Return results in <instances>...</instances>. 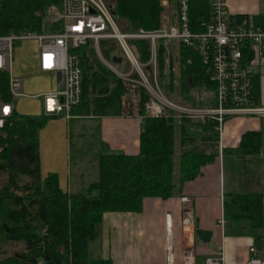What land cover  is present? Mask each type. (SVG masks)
Instances as JSON below:
<instances>
[{"label": "trees", "instance_id": "trees-1", "mask_svg": "<svg viewBox=\"0 0 264 264\" xmlns=\"http://www.w3.org/2000/svg\"><path fill=\"white\" fill-rule=\"evenodd\" d=\"M57 2L60 4L59 0H0V34L42 31L45 12ZM162 2L115 0L114 16L123 30L153 29L160 23ZM189 3L193 28L199 27L203 19H211L210 0ZM110 41L115 40H101V49L106 57L116 61L114 56L121 57L120 49L116 41V50L114 46L106 48ZM134 43L140 57L148 60L149 41L136 39ZM165 49L161 45L158 53L163 77ZM71 51L79 55L83 70L81 101L71 109L74 116L145 113L149 93L143 87L132 86L102 62L93 40L75 45ZM179 69L182 101L215 103L211 98L193 101V87H213L199 52L182 46ZM189 77L193 78V86L189 85ZM6 78V72H0L2 97L8 93ZM260 87L256 76L254 92L258 101ZM170 88H175L173 81ZM133 94L139 95L136 110ZM174 113L166 110L159 116L145 115L139 150L135 153L99 149L95 153L98 177L84 189L69 193L62 189L59 173L44 174L41 165L40 131L47 119L58 115L17 110L0 129V264H113L110 258L91 256L90 244L100 234L104 213L141 211L148 196H174L178 186L182 188L185 182L194 180L219 155L221 132L215 118L194 119ZM263 143V130H247L238 146L222 150L225 155L246 158L259 154ZM224 213L232 224L245 222L253 229L263 228V192L226 193ZM253 235L262 245L263 234Z\"/></svg>", "mask_w": 264, "mask_h": 264}, {"label": "built area", "instance_id": "built-area-1", "mask_svg": "<svg viewBox=\"0 0 264 264\" xmlns=\"http://www.w3.org/2000/svg\"><path fill=\"white\" fill-rule=\"evenodd\" d=\"M59 2V26L55 29L0 34V72L7 74L8 90L7 96L0 94V129L17 111V100L41 94L44 95L43 112L56 115L65 113L67 120L74 117L71 109L81 101L83 70L79 55L71 48L89 40L94 41L99 57L111 70L132 86L143 87L149 93L145 113H138L142 123L145 115L159 116L166 110H173L178 116L215 118L221 132L225 130L228 117L264 116V103L256 99L254 92L255 77L264 72V23L256 22L249 12H234L228 0H210L212 17L203 19L197 28L190 23L189 0H163L159 25L153 29L140 27L136 30L122 29L112 12L115 7L112 0ZM103 39L117 42L121 61H113L103 54L100 43ZM136 39L149 41L151 56L148 60L140 57L134 43ZM161 45L166 48V68L170 66L171 57L173 67L179 66L182 46L200 53L213 87L201 88L198 99L211 98L215 103L199 105L169 97L159 80L158 53ZM19 48L25 52L32 49L31 67L50 74L51 79L55 80L53 87L40 93L26 91L25 78L16 70ZM227 221L223 210L218 223L223 227ZM167 223L169 233L165 259L157 264L177 262L171 217ZM193 223V212L187 209L184 225L190 227ZM250 251L252 254L248 264H264V257L257 254L254 243ZM223 261L224 253L221 250L207 256L205 264H222ZM180 264H197L194 239L184 244Z\"/></svg>", "mask_w": 264, "mask_h": 264}, {"label": "crops", "instance_id": "crops-1", "mask_svg": "<svg viewBox=\"0 0 264 264\" xmlns=\"http://www.w3.org/2000/svg\"><path fill=\"white\" fill-rule=\"evenodd\" d=\"M248 1L250 0H228V4L237 13L249 12L252 16L261 11L264 13L263 7L258 11L255 6H249ZM34 73L38 77H44L35 68ZM258 77L261 86L259 101L264 103V72L258 74ZM92 119L100 120L97 124L101 138L100 148L128 153L139 150L142 122L137 112L101 115ZM247 130L264 131V116L234 115L228 118L219 141L220 152L217 158L204 166L194 180L185 182L182 188L178 186L174 196L166 199L148 196L143 201L141 211H106L100 234L90 244L91 256L110 258L113 264L163 262L169 233L167 221L171 217L177 250L176 264H180L181 250L191 239H194L197 248V264H205L207 256L221 250L224 253L222 264H248L252 254L250 246L253 243L257 247V254L264 257V242L262 245L256 242L254 232L249 229L248 224H232L228 220L222 227L218 223L224 210L226 193L259 191L264 194V143L259 154L246 158L225 155L222 150L223 147L238 146L242 134ZM62 132L66 134L62 135ZM62 132H57L56 129L47 131V135L40 140L43 150L41 165L44 174L58 172L62 189L71 193L84 189L89 182L77 177V173L72 170L68 124L66 131ZM52 135L55 137L49 142ZM57 138L60 141L65 138V147L61 152L55 148ZM187 209L193 212L194 223L190 227L184 225V213ZM258 233L263 234L264 239V229H260ZM260 245L261 249L258 248Z\"/></svg>", "mask_w": 264, "mask_h": 264}, {"label": "rangeland", "instance_id": "rangeland-1", "mask_svg": "<svg viewBox=\"0 0 264 264\" xmlns=\"http://www.w3.org/2000/svg\"><path fill=\"white\" fill-rule=\"evenodd\" d=\"M113 2L115 0H112ZM264 0H250L248 1L249 6H255L258 8V11H261L263 7ZM60 9L59 3L51 4L47 11L44 14L42 29H53L59 26L58 21V11ZM262 12V11H261ZM257 13L254 15V19L258 23H264V13ZM115 47V50L118 48L115 41H110L105 44L106 48ZM31 54L32 49H29L27 52L19 48L16 53V70L25 78V89L32 93H40L54 86L55 80L51 79L50 74L42 73L44 77H38L34 73V68L31 67ZM98 55V53H97ZM99 57V55H98ZM100 58V57H99ZM101 60V58H100ZM102 61V60H101ZM103 62V61H102ZM166 75L160 76L159 80L162 84L165 92L169 97L175 100H183L182 93L180 92V69L179 66L166 68ZM171 81L174 82V89H171ZM135 87V86H134ZM140 87V86H139ZM34 88V89H33ZM33 89V90H32ZM193 100L198 99L199 93L202 92L201 88L193 87L192 89ZM133 103L135 110L138 109L137 104L139 101V95H134ZM17 110L21 113H36L41 114L44 111V95H39L37 97L31 98H22L17 100ZM92 116H74L70 120L65 117V113H62L59 116L50 117L47 119L46 123L43 125L40 131V140H43L47 134V131L57 130V132L66 131L67 124L69 126V136L71 139V167L74 173H77V177H81L82 180L90 182L93 179L98 177V164L95 157V153L101 149V138L99 133V128L97 129V124L100 120L92 119ZM62 129V130H61ZM225 130L221 131V135ZM66 134V132H64ZM62 132L61 134L64 135ZM56 134V133H55ZM55 135H52L48 141L50 142ZM242 137V136H241ZM47 140V139H46ZM56 149L59 152L64 150L65 147V138H62V141L57 138ZM180 147V146H179ZM41 158L43 156V150L40 148ZM29 179V178H28ZM27 179H23L25 181ZM249 229L254 233L260 232V229H253L249 225ZM257 230V231H256Z\"/></svg>", "mask_w": 264, "mask_h": 264}, {"label": "water", "instance_id": "water-1", "mask_svg": "<svg viewBox=\"0 0 264 264\" xmlns=\"http://www.w3.org/2000/svg\"><path fill=\"white\" fill-rule=\"evenodd\" d=\"M112 12H113V14L115 13V9L113 8L112 9ZM114 60H116V61H121L122 60V58L121 57H117V56H114ZM193 84H194V82H193V78L192 77H189V85L190 86H193ZM261 245L258 247L259 249H261Z\"/></svg>", "mask_w": 264, "mask_h": 264}]
</instances>
